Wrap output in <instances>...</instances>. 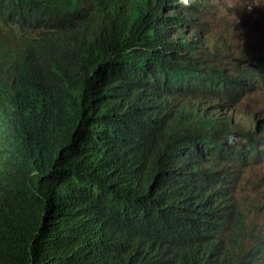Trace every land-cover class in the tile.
Returning <instances> with one entry per match:
<instances>
[{
	"label": "trees",
	"instance_id": "16d2710c",
	"mask_svg": "<svg viewBox=\"0 0 264 264\" xmlns=\"http://www.w3.org/2000/svg\"><path fill=\"white\" fill-rule=\"evenodd\" d=\"M233 10L0 0V264H264V51Z\"/></svg>",
	"mask_w": 264,
	"mask_h": 264
},
{
	"label": "rangeland",
	"instance_id": "374dc122",
	"mask_svg": "<svg viewBox=\"0 0 264 264\" xmlns=\"http://www.w3.org/2000/svg\"><path fill=\"white\" fill-rule=\"evenodd\" d=\"M226 7L234 6L236 10L232 13H223L224 19L218 18L213 22L215 27L219 25L226 28L229 39L241 41V43H258L257 52L261 54L264 51V43L259 39L264 37V0H219ZM220 14V13H219ZM226 17V18H225ZM242 45V44H241ZM231 72L237 73L240 67L231 66ZM264 90V86H263ZM264 148V143L261 144ZM264 174V160H261L255 170L251 173L253 178H258ZM264 218V215H261Z\"/></svg>",
	"mask_w": 264,
	"mask_h": 264
},
{
	"label": "clouds",
	"instance_id": "9594fccd",
	"mask_svg": "<svg viewBox=\"0 0 264 264\" xmlns=\"http://www.w3.org/2000/svg\"><path fill=\"white\" fill-rule=\"evenodd\" d=\"M190 0H180V3L184 6H188L189 5Z\"/></svg>",
	"mask_w": 264,
	"mask_h": 264
}]
</instances>
